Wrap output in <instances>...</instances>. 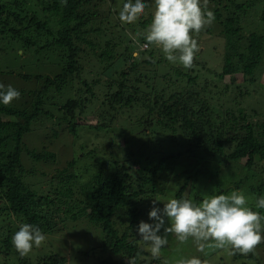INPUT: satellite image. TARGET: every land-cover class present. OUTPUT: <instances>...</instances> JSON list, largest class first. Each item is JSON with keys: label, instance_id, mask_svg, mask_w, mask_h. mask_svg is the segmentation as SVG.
I'll list each match as a JSON object with an SVG mask.
<instances>
[{"label": "trees", "instance_id": "1", "mask_svg": "<svg viewBox=\"0 0 264 264\" xmlns=\"http://www.w3.org/2000/svg\"><path fill=\"white\" fill-rule=\"evenodd\" d=\"M9 1L17 9V14L9 22L7 5H0V27L5 29L2 30L3 34L10 35L24 47L39 46V42L46 38L45 45L39 50L56 47L66 54L64 63H59L57 73L47 77L38 76L43 80L42 86L33 92L30 107L18 109L9 104H0V222L8 223L0 228V244L5 249L1 259L4 261L12 260L8 256L12 249L15 250L11 237L22 224L38 226L47 235L51 234L59 222L86 220L101 229L102 248L122 258L116 261L102 260L101 264H129L130 258H134L136 264H143L139 262L143 252L135 238L136 226L148 212L145 211L144 204L155 199L158 178L177 157L170 154L159 162L155 160L162 156V143L171 142L169 139H156L157 133H169V137L180 140V146L185 149L181 153L192 155L202 152L207 161L216 166L220 165L215 161L218 158L227 163L223 165L226 168L229 161H243L248 170L263 164L264 122H250L243 107L238 108L239 115L228 113L219 122L213 118L203 97L205 107L197 109L195 105L201 91L196 92L198 95L192 99L185 97L186 94H192L186 87L174 90L169 86L182 78L187 79V86L196 85V72L193 76L191 72L184 73L183 67H176L173 68L172 76L168 72L161 74L159 67L164 65L165 60L155 58L154 46L139 51V56L134 57L131 52L136 49L134 41L124 32L122 33L126 38H120L124 49L122 42L115 44L107 40L102 47L100 41L92 40V36L105 33L101 27H94L90 23L97 14L96 11L83 10L92 0H36L37 3H42L41 9L31 5L30 0ZM258 1H209L215 4L213 10L210 9L216 17L212 25L222 27L218 38L225 40V65L217 77L233 76L242 71L252 77L261 64L264 55V32H254L249 36L246 47L249 54L239 53L236 47L243 39L240 34L243 16ZM225 12L228 13L227 17L224 16ZM22 13L27 17L21 16ZM150 22L151 14L142 21V28L146 29ZM258 22L257 28L263 30L264 11ZM207 31L212 34L214 27L208 26ZM146 32L143 30L137 34L144 36ZM34 33L38 34V42ZM145 43L147 42L143 38L142 44ZM88 56L99 62L100 69L103 70L99 76L102 78L92 77L88 80L84 77V62ZM235 56L239 57V62L233 61ZM192 68L194 62L189 69ZM203 69H206L205 66ZM141 70H146L151 77L143 74ZM163 77L167 78L165 84L159 82ZM251 80L253 81L252 78ZM100 88L104 90L97 93ZM169 90L174 92L168 95ZM96 109L100 112L102 121L88 126L87 130L96 135L99 132L104 135L111 132L114 142L107 140L110 143V147L106 146L108 153L114 147H118L120 151L112 161H108V167L105 166L107 160L101 159L98 153L95 157L97 163L93 168L95 162L89 159L94 158L97 147L89 149V145L75 142L84 129L79 123L82 116L93 113ZM123 113L127 114V118L119 129L113 123ZM130 113L139 116L133 126L126 124L131 120ZM43 119L56 120L60 127L65 126L67 134L71 136L73 142L69 147V156L63 157L66 163L60 157L62 152H56L53 148L48 150V146L43 143V150L40 152L26 145L27 135ZM53 132L54 137L58 138L59 133L55 130ZM178 134H182V137L177 136ZM121 137L125 139L124 143L120 142ZM104 139L106 140L105 137ZM24 156H29L43 168L40 177L41 184H44L38 189L39 193L32 188L31 183H27V178L34 171L26 168ZM128 161H133L132 166L127 164ZM85 162L87 165L83 164ZM83 169H99V172L89 184H82L78 180L83 179ZM185 189L184 186L180 190L177 199L183 198ZM251 190L257 198L264 196V177L259 188ZM262 211L264 215V209ZM256 249L257 246L245 255L236 251L234 257L253 260ZM15 252L17 261L20 264L25 263L26 258L20 256L16 250ZM59 256L57 253L44 256L38 264H64L65 258ZM0 264L8 263L2 261Z\"/></svg>", "mask_w": 264, "mask_h": 264}, {"label": "rangeland", "instance_id": "2", "mask_svg": "<svg viewBox=\"0 0 264 264\" xmlns=\"http://www.w3.org/2000/svg\"><path fill=\"white\" fill-rule=\"evenodd\" d=\"M30 1L31 5L36 6V9L42 8L41 2L37 3L36 0ZM209 1L210 0H204L206 6L213 10L215 4H212ZM237 1L245 2L246 0ZM123 2L124 0H92L90 4L83 7L84 11H96L97 14L92 18L90 23L93 24L92 26L101 27L105 31V33H102L101 35L92 36V40L100 41L103 44L102 47L107 40H110L115 44H120V42H122L120 41V38L122 37V40L126 38L123 36L122 32H124L125 34L130 35L134 41L136 49L134 51L131 50L132 53L143 51L146 48L154 46L155 58L157 60H165L164 65L159 67V72L161 74L168 72L172 76L173 68H182L183 66L168 61L158 45L154 43L142 44L144 36H139V34H137L143 30H148L149 26L146 29H143L141 23L143 20L148 19L150 14L154 11L152 0H149V6L146 8L145 13L130 24H122L118 18V12ZM1 4H6L8 7L7 15L9 17V22L14 20V15L17 14V9L11 6L9 0H1L0 5ZM263 11L264 0H259L254 4L252 9L243 16L241 22L242 31L240 33L243 39L240 43L236 44L239 53H245L246 55L249 54L246 48L249 43V36L254 32H264V28L263 30L257 28L259 25L258 20ZM227 15L228 13L225 12L224 16L227 17ZM21 16L27 17L25 13H22ZM53 20L56 21L55 18H53ZM116 24H118L119 27H117ZM89 26L91 27V25ZM210 26L214 27L212 34H209L208 31L206 32L208 26L199 33L193 34L194 37L197 38L196 40L199 45V51L196 53L193 61L194 68L190 70L189 68L183 67L185 69L184 73L191 72V74L195 76L193 73L196 72L198 77L196 85L187 86V79L182 78L180 81L173 82V84L169 86L174 90H181L186 87V90L192 94H186L185 97H191L192 99L195 95H198L195 94L196 92L201 91V94H199L200 97H198V103H196L195 106H197V109L205 107L203 104V97L206 99V106L208 108L210 107L209 109L210 112H212L213 118L219 120V122L223 120L226 114L229 115L228 113L239 115L238 108L243 107L246 109L245 111L249 116L250 122L259 124L263 123L264 55L261 64L252 77L245 75L243 71L233 76L228 75L224 78L217 77L218 74L222 73V69L225 65V40L222 37L221 39L218 38L220 31L222 30L221 26L217 24H211ZM3 29L4 28L0 27V84L5 86L12 85L19 90L21 93L20 98L14 100L9 105L18 109H25L32 105L33 92L37 91L42 86L43 80L39 79L38 76L47 77L53 76L57 73L60 66L59 63H64L63 59L65 58L66 53L56 47L39 50L41 46L45 45L47 41L46 38L39 42V46L24 47L22 43H18V41L13 39L10 35L6 36L3 34ZM146 33L144 35H146ZM34 37L38 42L37 33H34ZM125 43L128 44L127 41H125ZM146 44L147 46H145ZM122 48L124 49L123 42ZM233 61L239 62V57L235 56ZM84 64L86 67L84 72L85 78L88 80L92 79V77L102 78L99 74L103 73V70L100 69L101 66L98 61L96 62V59L88 56ZM203 66H205L206 69H203ZM146 70L141 71H143V74H148V77L150 78L151 74ZM173 79L175 81L176 77ZM159 80L157 81L165 84L167 78L163 77ZM133 84L134 81L132 79L131 85ZM139 86L144 87L142 84H139ZM160 87L161 83H159L158 88ZM103 90V88H100L97 93H100ZM173 92V90L167 91L168 95ZM126 110L127 109H125V111ZM139 114H141V112H139ZM56 115H59V113L56 112ZM126 118L127 114L125 113L119 115L114 121L113 126L121 129ZM130 118L131 120H128L126 124L133 126V123H135L139 116L135 113H130ZM100 121H102V117L100 116L98 109L94 110L93 113H89L85 116L83 115L79 123L84 129H82L83 131H81L80 135L75 140V142H78L79 144L84 143L89 145V149H93L95 146L97 147V153L93 154L94 158L90 157L89 159L90 161L95 162L93 168L96 166L97 161L95 160V157L98 153L101 155V159L107 160L105 163V166L107 167L109 166L108 161L111 159L113 160L116 153H120L118 147L112 148V152L108 153V145L110 147V143L114 142L111 132H109L108 135L105 134V136L103 132H99V134L96 135V133L87 130L88 126L96 125ZM53 130L59 133L58 138L54 137ZM94 136L98 137L94 138ZM169 136L170 134L167 132H162L161 134L157 133V135H155L156 139L162 138L161 140H171L169 143H162L164 144L162 156L159 159L155 158L157 162L170 154H175L177 156L176 159L168 165L167 171L160 175V179L158 178V187L156 189L155 198L162 197L165 201L167 198H177L178 193L185 186L186 189L183 198L191 199L195 203H200L210 194H221V192L228 194L233 190H238L243 192L247 197L248 205L252 207L253 210L260 211L263 215V209L255 208L257 195H255L251 189L255 187L259 188L262 183L264 177V161L258 168L248 170L244 167L243 161H229V164L227 165L228 167L226 168L223 166L226 162H221L223 159L218 158L215 161L220 165L216 166V164H211L207 161L206 155L202 152H199V154L194 153L192 155L181 153L184 152L185 149L180 146V140ZM177 136L181 138L182 134H178ZM108 139L112 142L107 143ZM120 140V142L124 143L125 139L121 137ZM161 140L158 141V143H160ZM25 141L29 148H34L39 152L43 150L41 144L43 143L48 146V150H52L53 148L56 152H62V156L60 155L61 158L69 156V147L73 142L71 136L67 134L65 126L60 127L58 122L53 119H43L37 123L32 132L27 135ZM142 155L145 158H148L147 155ZM63 159L64 163H66L65 158ZM24 163L27 169L34 171V174L27 178V183H31L32 188L39 193L40 191L38 189H41L44 184V182L41 184L42 179L40 177L43 168L41 165L39 166L38 163H35L29 156H24ZM83 164L87 165L86 162ZM127 164L132 166L133 161H128ZM135 168L137 169L138 167L135 166ZM82 171L83 179L78 181H82V184H89L93 177L99 172V169L97 171L95 169L92 171L83 169ZM150 205L151 199L144 204L145 211H149ZM160 206H163L162 203ZM147 213L144 215V221H148ZM58 220L59 219H57V221ZM6 222L7 221L0 222V228L5 227V225L8 224ZM135 238H139L137 234L135 235ZM167 239L168 243L162 247L159 256L156 258H151L150 253L145 252L137 242L138 247L143 252L139 262H143V264H177L181 259L196 256L202 260V264H264V241L257 245L255 259L246 260L236 259L234 257V252L215 247H206L204 252H200L198 251L199 242L195 241L193 238L180 242L175 234H169ZM102 243L103 233L101 229L93 223L87 222L86 220H79L77 222L71 220L59 222L53 228L51 234L46 235V239L40 247H34L28 255L24 256L26 261L22 264H38V261L43 259L42 257L54 253L59 254L60 258H65L64 264H101L102 260L116 261L122 259L120 256L113 255L109 250L102 248ZM3 251H5V249L3 245L0 244V262L3 261L8 264H20V261H17L18 258L15 257L16 252L14 249L8 254V256H10L9 259L12 260L4 261L1 259Z\"/></svg>", "mask_w": 264, "mask_h": 264}, {"label": "clouds", "instance_id": "3", "mask_svg": "<svg viewBox=\"0 0 264 264\" xmlns=\"http://www.w3.org/2000/svg\"><path fill=\"white\" fill-rule=\"evenodd\" d=\"M154 11L144 40L158 45L165 58L185 68H191L199 45L194 33L210 26L216 19L214 11L204 0H152ZM149 0H124L118 12L122 24H130L141 17ZM147 46V44L145 45ZM139 52H133L134 57ZM20 91L12 85L0 84V104L8 105L20 98ZM162 203V207L160 204ZM256 209H264V196L257 198ZM148 221L136 226L137 242L151 258L159 256L168 243L167 236L175 234L180 242L193 238L198 251L206 247L238 251L247 254L264 241V215L248 205L243 192L210 194L200 203L187 198L162 197L151 199ZM46 239L38 226L22 224L12 235L11 242L20 256L28 255ZM129 264H136L134 258ZM177 264H202L199 257L181 259Z\"/></svg>", "mask_w": 264, "mask_h": 264}]
</instances>
